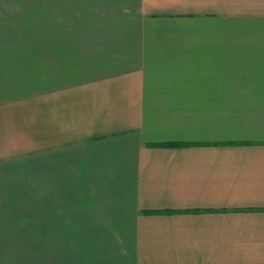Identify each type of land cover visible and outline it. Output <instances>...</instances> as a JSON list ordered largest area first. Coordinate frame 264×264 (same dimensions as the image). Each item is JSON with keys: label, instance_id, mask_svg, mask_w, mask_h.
Segmentation results:
<instances>
[{"label": "crops", "instance_id": "0c3cea01", "mask_svg": "<svg viewBox=\"0 0 264 264\" xmlns=\"http://www.w3.org/2000/svg\"><path fill=\"white\" fill-rule=\"evenodd\" d=\"M47 2L0 14V264H264V0Z\"/></svg>", "mask_w": 264, "mask_h": 264}, {"label": "rangeland", "instance_id": "374dc122", "mask_svg": "<svg viewBox=\"0 0 264 264\" xmlns=\"http://www.w3.org/2000/svg\"><path fill=\"white\" fill-rule=\"evenodd\" d=\"M0 14H48L47 0H0Z\"/></svg>", "mask_w": 264, "mask_h": 264}, {"label": "trees", "instance_id": "16d2710c", "mask_svg": "<svg viewBox=\"0 0 264 264\" xmlns=\"http://www.w3.org/2000/svg\"><path fill=\"white\" fill-rule=\"evenodd\" d=\"M167 145H181L179 143H168Z\"/></svg>", "mask_w": 264, "mask_h": 264}]
</instances>
